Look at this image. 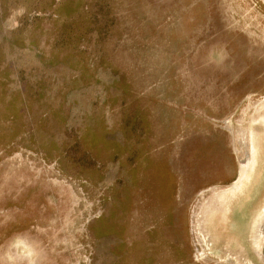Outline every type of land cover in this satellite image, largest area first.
<instances>
[{"label": "rangeland", "instance_id": "obj_1", "mask_svg": "<svg viewBox=\"0 0 264 264\" xmlns=\"http://www.w3.org/2000/svg\"><path fill=\"white\" fill-rule=\"evenodd\" d=\"M0 264H264V0H0Z\"/></svg>", "mask_w": 264, "mask_h": 264}, {"label": "bare ground", "instance_id": "obj_2", "mask_svg": "<svg viewBox=\"0 0 264 264\" xmlns=\"http://www.w3.org/2000/svg\"><path fill=\"white\" fill-rule=\"evenodd\" d=\"M244 176H245V172H244V166H240V170H239V177H238V179H237V181H236V184H240L241 182H242V179L244 178ZM261 233H262V231H260ZM259 232V233H260ZM261 233L260 234H258V235H256L255 237H256V239H254L255 240V245L258 247L259 246V244H260V242H261V237L263 236V233H262V235H261ZM261 235V236H260ZM263 238V237H262ZM252 243V242H251ZM254 243V242H253Z\"/></svg>", "mask_w": 264, "mask_h": 264}]
</instances>
